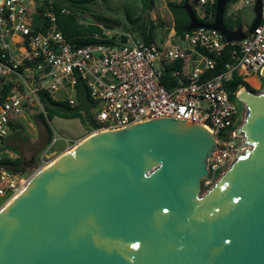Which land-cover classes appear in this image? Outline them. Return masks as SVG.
Returning <instances> with one entry per match:
<instances>
[{"label": "water", "instance_id": "95a60500", "mask_svg": "<svg viewBox=\"0 0 264 264\" xmlns=\"http://www.w3.org/2000/svg\"><path fill=\"white\" fill-rule=\"evenodd\" d=\"M229 3L216 0L214 21L204 25L185 0V32L243 40L241 26L224 24ZM237 99L247 112L236 135L248 149L201 194L217 147L202 127L162 118L94 132L82 82L75 108L43 97L59 114H81L92 133L0 209V264H264V92L241 88Z\"/></svg>", "mask_w": 264, "mask_h": 264}, {"label": "built area", "instance_id": "2783aa9c", "mask_svg": "<svg viewBox=\"0 0 264 264\" xmlns=\"http://www.w3.org/2000/svg\"><path fill=\"white\" fill-rule=\"evenodd\" d=\"M187 2L200 23H213L216 0ZM251 4L255 0H234L229 5L237 11ZM35 14L33 0H0V161L5 141L23 118L46 116L39 94L75 108L79 82L93 104L94 132L118 131L162 118L208 131L217 147L207 161L204 187L220 178L243 153L244 137L236 132L240 108L245 105L237 99L238 92L237 100L230 98L225 84L233 74L246 83L251 77H262L264 0L255 31L243 28L245 38L231 43L220 33L202 28L181 37L172 30L159 42L127 39L113 45L76 47L58 30L51 11L39 15V22L47 24L43 29H37ZM228 47L223 71L206 78ZM41 163V168L48 166L43 159ZM26 182L21 174L0 167V199L8 202Z\"/></svg>", "mask_w": 264, "mask_h": 264}, {"label": "rangeland", "instance_id": "374dc122", "mask_svg": "<svg viewBox=\"0 0 264 264\" xmlns=\"http://www.w3.org/2000/svg\"><path fill=\"white\" fill-rule=\"evenodd\" d=\"M34 1V0H33ZM44 1L57 2L63 5L65 12H73L76 20L83 26H95L101 29L103 35L115 41H121V37L127 39L142 40L134 20L148 24L149 20L156 23H163L155 29V42L167 39L174 27V20L167 9V2L179 3L181 0H155L153 10L150 12L145 9L142 0H94L83 9H71L66 0H37V4L42 5ZM37 7L35 3V8ZM234 5H228L224 14V24L229 30L249 28L254 19V5L245 6L240 10L234 11ZM109 19V20H106ZM255 82L252 86L248 85L256 94L264 92V78L251 77ZM240 108V118L237 126L240 127L244 122L246 108ZM46 124L51 129L53 138L51 143L40 151L44 140V127L42 122L34 116L23 118L13 129V133L5 146L9 149L13 159L23 160L22 177L28 180L32 174L41 169V159L47 164H51L60 155L71 151L80 141L89 136L90 131L78 118H64L51 114L44 116ZM240 141H242L240 139ZM242 150L248 149L243 145ZM243 151V152H244ZM219 177L213 179L207 187H204L202 180L201 194L205 193L210 186L214 185ZM7 203L5 199H0V209Z\"/></svg>", "mask_w": 264, "mask_h": 264}, {"label": "trees", "instance_id": "16d2710c", "mask_svg": "<svg viewBox=\"0 0 264 264\" xmlns=\"http://www.w3.org/2000/svg\"><path fill=\"white\" fill-rule=\"evenodd\" d=\"M94 0H66L67 4L71 9H83L86 5H89ZM185 0H181L179 3L174 2H167V9L171 13L173 20H174V27L173 31L176 37H181L185 33V29L189 24V19L186 12L182 9V5ZM187 1V0H186ZM36 3V14L34 15V23L37 29H43L47 26V24H41L39 22V15L44 13L46 10L51 11L56 18V25L58 30L64 35L65 38L70 40L76 47H85L88 45L93 44H103V45H113L116 41L114 38H106L101 29L95 26H83L80 24L73 12H65L63 9V5L57 2H47L44 1L42 5L37 4V0H34ZM155 0H142L143 7L148 9L150 12L153 10ZM234 3V0H231L229 4ZM228 4V5H229ZM227 5V7H228ZM215 7L216 3L212 9V16H215ZM226 7V8H227ZM226 13V11H225ZM195 14V13H194ZM109 20V19H106ZM135 24H138L137 30L142 38V41L145 43H151L155 40L154 32L155 29L159 26H162L163 23H156L153 20H149L148 24L140 23L139 20L133 21ZM127 40L126 37H121V42H125ZM229 47L225 49L223 56L217 60L216 66L213 70L209 71L206 78H211L215 75L220 74L223 71L225 63L228 61L226 58V54ZM227 91L230 94V98L237 100L235 93L239 91L240 88H246L249 91L255 92L245 81L241 79V77L233 74L231 78L225 84ZM51 97L46 93H40L39 98L40 101L43 103V97ZM59 104L68 106L65 102H58ZM44 104V103H43ZM44 109L46 111V116L49 117L51 114L58 115L64 118H78L80 119L81 123L86 126L85 122L83 121V117L81 114L75 115H62L59 114L50 108L44 105ZM44 127L45 135H44V142L40 149L43 151L52 141L53 134L51 129L46 124L44 116L39 114L36 115ZM90 130V129H89ZM91 131V130H90ZM23 160L21 158L17 159H2L0 161V167H5L7 169L12 170L14 173H21L23 170Z\"/></svg>", "mask_w": 264, "mask_h": 264}, {"label": "crops", "instance_id": "0c3cea01", "mask_svg": "<svg viewBox=\"0 0 264 264\" xmlns=\"http://www.w3.org/2000/svg\"><path fill=\"white\" fill-rule=\"evenodd\" d=\"M15 127H16V126H15ZM15 127H14V128H15ZM14 128H13V129H14ZM13 129H12V131H11V133H10L8 139L11 137V135H12V133H13ZM8 139L5 141V143L8 141ZM5 143H4V159H13L11 152H10L9 149L5 146ZM6 153H8V154L11 156V158H9L10 156H9L8 154H6Z\"/></svg>", "mask_w": 264, "mask_h": 264}, {"label": "bare ground", "instance_id": "6f19581e", "mask_svg": "<svg viewBox=\"0 0 264 264\" xmlns=\"http://www.w3.org/2000/svg\"><path fill=\"white\" fill-rule=\"evenodd\" d=\"M248 82L252 85L255 86V82L253 80H248Z\"/></svg>", "mask_w": 264, "mask_h": 264}]
</instances>
